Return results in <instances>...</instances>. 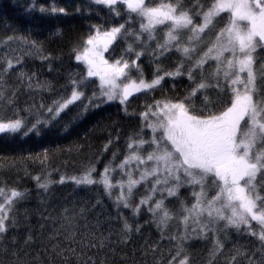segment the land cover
<instances>
[{
  "label": "trees",
  "instance_id": "1",
  "mask_svg": "<svg viewBox=\"0 0 264 264\" xmlns=\"http://www.w3.org/2000/svg\"><path fill=\"white\" fill-rule=\"evenodd\" d=\"M167 2L175 3L176 0H146L149 6ZM179 3L193 15L194 25H200L203 23L202 16L195 15V12L206 11L212 0H179ZM197 4L202 7H197ZM53 7L65 8L68 14H52L50 10ZM116 7L119 9L118 16L92 0H0V58L15 55L23 61L2 74L0 88L4 99L0 100V120L5 122L16 118L29 124L37 118L43 120L51 115L46 111L47 107L71 96V79L86 75V66L76 62L74 57L77 51H82L88 36L94 34V26L110 30L123 23L126 32L132 33L129 35L122 31L111 44L105 58L109 62L121 57L130 64L135 61L134 66L139 71V74L132 73L135 79L142 76L146 82H150L157 75V67L160 69L159 74H164L175 72L183 64L182 75L162 81L155 89L134 94L124 105L119 101H111L100 107L89 106L85 112L83 105L88 103L87 97L100 91L99 80L88 78L83 86L84 97L69 105L58 118L44 126L40 135L0 134V188L8 196L13 189L24 193L23 197L14 198L9 216L14 219L15 226L9 229L7 238L0 241L8 249L7 255L0 254V264H53L52 254L47 247L53 242L50 238L56 233L63 242L64 236L60 234L63 231L62 225H67L72 218L77 221L81 236L85 232L94 231L97 235L110 238L114 251L109 253V264H168L176 254L178 242L171 237L184 232L183 216L187 213L183 207L191 208L195 203L193 191L199 192V185L181 187L178 197H167L165 193V205L172 219L167 228L161 231L154 222L156 218L148 211V206H141L138 214H134L131 207L117 206V196L121 191L119 187H113L109 194L102 183L77 185L70 178L82 176L90 167H95L93 176L98 181L104 167L110 165V168L116 169L108 173L111 182L115 185L117 181L123 180V190L126 192L127 176L116 166L131 152L146 156L152 150L148 144L139 150L135 145L133 149L128 147L135 139H152L153 132L146 125L154 117L151 113L147 120L141 116L149 106H155L157 101L184 100L202 79L211 84H215L217 79L220 81V88L208 87L202 90L213 101V112L219 113L229 104L233 93L228 87L230 81L223 77V68L217 77V66L212 62L206 63L202 69L193 73L192 80L188 78L187 70L213 46L220 29L229 24L230 13H222L213 18L206 32L191 46L195 51L189 53L192 59L188 60L182 52L185 45L182 40L179 42L181 51L173 47L157 58L154 53L158 51L157 44H163L165 28L152 29L154 39L148 40V33H141L140 29L141 22L146 23V20L142 21L141 17L129 13L124 4ZM41 8L47 11L41 12ZM238 23L244 26L243 22ZM135 34H139L141 39L137 40ZM10 36L17 39L8 41ZM33 40L36 41V48L40 49L39 53L35 49L24 53L23 49L28 47L25 41ZM129 45H132L133 52L127 51ZM13 49L16 50L14 53ZM137 52L142 53L138 60ZM240 55L237 52V56ZM253 56V68L258 74L256 83L259 87V69L264 65V48H258ZM5 66L0 62V68ZM21 72L25 74L23 77ZM29 76L32 77L31 88L28 87ZM37 83L40 87L36 86ZM257 98L261 97H254ZM192 100L195 112L201 113L204 107L203 96L198 93ZM40 105H44V108ZM202 114L208 115L206 111ZM239 130L240 134L246 130L244 122ZM105 145H108L107 151H104ZM131 167L136 169V162ZM145 167L149 168L139 165L140 169ZM37 176L41 177L42 182L52 181L47 191L38 187L35 179ZM62 176L65 181L59 183ZM133 176L138 178L139 172L134 171ZM153 179L150 177L134 189L130 198L133 205L148 194ZM206 192L210 199L215 194L214 186L206 185ZM156 198H159V192ZM0 203H5L4 196H0ZM200 219L206 221L207 213L202 214ZM125 220L133 228L127 244L123 243ZM250 223L258 232L259 225L255 221ZM225 224V221H219L206 236L190 234L181 255L173 264H179V260L185 256L188 257V264H246L245 252L248 255L255 254L259 260L261 254L257 249L261 242L258 237L250 235L244 225L237 230ZM193 226V218L190 217L188 228ZM136 228L140 230L137 232ZM217 241L222 248L216 251V255H212ZM153 248L156 250L153 251ZM54 264H60L59 258L55 259Z\"/></svg>",
  "mask_w": 264,
  "mask_h": 264
},
{
  "label": "snow or ice",
  "instance_id": "2",
  "mask_svg": "<svg viewBox=\"0 0 264 264\" xmlns=\"http://www.w3.org/2000/svg\"><path fill=\"white\" fill-rule=\"evenodd\" d=\"M97 5H103L110 11L119 15L118 4H124L129 13L146 20L147 23L141 22V33H148V40L154 39L152 29L157 25H164L171 22L166 33L167 39L163 44H157V55L164 54L165 50H171L173 46L181 51L179 41L181 39L180 29H189L192 36L188 37L189 42L193 39L199 40L200 33L213 23L214 17H219L221 13H230L229 24L221 28L216 35V42L213 47L195 61L187 70L188 78L194 79L193 73L197 69H202L207 62L209 53H214L212 59L217 64L216 76L219 77L220 61L224 58L228 71L223 72L225 80L230 81L228 87L233 95L229 99V104L219 113L211 110L213 101L206 92H202L208 87L220 88L221 84L217 79L215 84L205 82L203 79L196 83L189 93V96L178 102L157 101L155 106H149L148 110L141 113L142 118L148 119L149 113L155 117V122H149L146 126L153 132L151 140L142 138L135 139L129 143V149L134 145L137 150L143 148L145 144L152 147L146 156L139 155L138 152H131L116 166L127 176L126 187L123 189L125 182L117 181L114 185L108 173L116 171L106 165L102 175L97 181L93 174L95 167H90L82 176L71 177V181L77 185H91L93 183H102L105 190L111 194L113 187L121 189L117 196V206L123 208H133L134 214H138L141 206H148V211L156 218L154 222L157 227L163 231L167 228L168 222L172 215L165 205L167 197H178L179 189L187 185H199V192L193 191L195 203L191 208L183 207L187 214L183 216L185 225L184 232L180 235H174L172 240L177 241V251L172 256L168 264H173L177 257L183 251V245L189 239L190 234L206 236L207 233L215 227L219 221H225V226L235 227L237 230L241 225L246 226L248 233L257 236L261 242L259 249L260 259L255 258V254H243L246 264H264V65L259 69L261 84L257 86V72L254 71L253 65L255 59L253 53L258 48H264V0H212L210 7L206 11L195 12V15L202 16L203 23L194 25L193 15L189 10L183 9L179 0L175 3H161L157 6H149L146 0H92ZM197 7H202L197 4ZM41 12L47 11L44 8ZM52 14L67 15L65 8H55L51 10ZM238 21H246L247 25L241 27ZM189 26H192L189 28ZM94 34H90L84 42L82 51H77L75 61L82 62L86 66V75L79 78H72L73 85L71 96L63 100H57L53 106L47 107L46 111L51 115L43 120L37 118L33 123H27L21 118L11 119L8 121L0 120V134L3 133H21L24 136L33 134L40 135L44 126H47L52 120H55L60 114L68 108L69 105L79 101L84 97L83 86L88 78L97 77L99 79V93H93L87 97L88 103L83 105L84 111H88L89 106L100 107L106 102L118 100L124 105L129 97L141 91L155 89L160 86L165 76L175 77L182 75L181 64L175 72H166L159 74L160 69L157 67V75L150 82H146L142 76L138 79H132L129 72L131 64L128 60L121 57L114 63H109L104 58L103 53L107 52L109 46L117 39L122 31L126 32L125 24L114 26L110 30L94 26ZM132 35V33H127ZM136 39L140 40L141 36L135 34ZM17 39V37H8V41ZM28 47L23 49L24 53L31 52L33 49L39 53L40 49L36 48V41H25ZM13 53L16 51L12 50ZM128 52H133L132 45L128 46ZM194 47H184L182 52L186 59L191 60L190 52H194ZM230 52L232 58H225L224 54ZM239 52L240 56H237ZM141 52L136 53L138 60ZM48 59V57H44ZM238 65V72L233 73L231 69ZM0 62L6 66L0 68V84L3 82V73L21 64L23 61L20 56L10 55L6 58H0ZM247 73L246 79H242L239 73ZM23 77L25 74L20 73ZM123 78V79H121ZM28 87L31 88L32 77H27ZM242 85V90L235 85ZM40 87L39 83L36 85ZM200 93L203 96V110L196 113L193 109L192 97H197ZM14 95V94H13ZM259 96L261 98L254 99ZM4 99V93L0 88V100ZM44 108V105H40ZM206 111L207 116L202 113ZM245 117L248 120L245 121ZM244 121L243 137L237 138V131ZM23 131L21 132V130ZM157 132L161 134L156 135ZM111 141H109V144ZM254 149H256L254 151ZM108 150L105 145L104 151ZM115 158V153H113ZM153 162V166L140 169L139 165H145L147 162ZM136 162L137 168L133 169L131 165ZM138 171L139 176L135 178L133 172ZM164 173V175H159ZM154 178L151 183L148 194L143 196L135 205L131 203V197L134 189L142 183ZM38 187L47 191L52 181H41V177H35ZM65 177H61L59 183H64ZM172 181L173 183H170ZM163 185V187H160ZM206 185L214 186L215 194L207 198ZM159 192V198L156 193ZM167 194V197L165 196ZM0 196H4L5 203H0V241L5 240L6 234L11 227L15 226V221L9 216L12 211L14 198L23 197L24 193L12 190L10 196L5 194L3 188H0ZM206 201V207L204 206ZM219 205V206H217ZM207 213L208 219L202 221L201 215ZM230 213V214H226ZM215 213V215H213ZM157 214L159 216L157 217ZM193 218L194 226L188 228L189 218ZM251 221L259 225L257 232L252 228ZM123 243L127 244L130 234L133 231L132 226L125 220L124 222ZM64 241L58 239L56 233L50 238L53 242L48 247L52 254L53 264L56 258H59L60 264H109V253L113 252L112 242L109 237L97 235L96 232H85L81 236V230L77 221L72 218L68 220L67 225H62ZM136 228L135 231H139ZM80 237V238H78ZM31 239V237H29ZM222 245L217 241L216 251L221 249ZM153 251L156 249L153 248ZM0 254L7 255V247L0 244ZM15 255V253H12ZM236 257H233V261ZM179 264H188V257L185 256L179 260Z\"/></svg>",
  "mask_w": 264,
  "mask_h": 264
},
{
  "label": "rangeland",
  "instance_id": "3",
  "mask_svg": "<svg viewBox=\"0 0 264 264\" xmlns=\"http://www.w3.org/2000/svg\"><path fill=\"white\" fill-rule=\"evenodd\" d=\"M222 14V13H221ZM238 22H243V24H244V26H246L247 25V22L246 21H238ZM146 23H147V21H146ZM170 25H171V22H166L164 25H157L156 27H164L165 28V34H164V40H163V43H164V41L167 39V36H166V33H167V31H168V29H169V27H170ZM244 26H241V27H244ZM192 26H189V28H191ZM180 32H181V39H180V41L179 42H181V40H182V42H183V44H185L184 45V47H191L192 45H193V43H195L197 40H195V39H193L192 41H191V43L189 42V40H188V37L189 36H192L193 34H192V32L191 31H189V29H180L179 30ZM204 32H206V29H205V31ZM200 35V38L202 37V35H203V33H200L199 34ZM216 42V41H215ZM215 42H213L214 44H215ZM180 44V43H179ZM213 44V45H214ZM111 46V45H110ZM110 46H109V48H110ZM173 47H175V46H173ZM172 47V48H173ZM213 47V46H212ZM176 48V47H175ZM166 51H169V50H166ZM105 54H106V52H104L103 53V56H104V58H105ZM214 55V53H209V55H208V59H207V62L206 63H209V62H212V63H214L216 66H217V64H218V62L215 60V59H212V56ZM232 54L230 53V52H226L225 54H224V57L225 58H230V56H231ZM106 59V58H105ZM115 62V61H114ZM114 62H109V63H114ZM206 63L204 64V65H206ZM220 63V70L223 68L224 69V71H227V67H226V63L224 62V58H222V60L219 62ZM234 63V65H235V61L233 62ZM128 72H129V74H130V76L132 77V79H135L134 77H133V72H135V73H137V74H139V71H138V68L136 67V66H133V67H130V69H128L127 70ZM233 73H236V72H238V68H237V65H235L234 66V68H233V71H232ZM246 73V72H245ZM243 74V73H239V75L242 77V79H246V76H247V73L246 74ZM244 75H245V78H244ZM175 77H178V76H175ZM175 77H170V76H165V79L164 80H166V79H169V78H175ZM92 78H94V79H97V80H99L97 77H92ZM121 79H123V78H121ZM163 80V81H164ZM235 87L236 88H238V89H240V90H242V85H239V84H237V85H235ZM136 94V93H135ZM133 96V95H132ZM131 97V96H130ZM129 97V98H130ZM114 101H118V100H114ZM155 117L153 118V120L151 121V122H155ZM245 120H248V117H245ZM244 121H242L241 123H243ZM157 133H160V132H157ZM161 134V133H160ZM243 137V133L242 134H240V130L238 129V131H237V138L238 139H240V138H242ZM144 166H149V169L153 166V162H151V161H149V162H147ZM217 206H219V205H217ZM213 214H215V213H213ZM226 214H230V213H227L226 212ZM249 220L251 221V219H250V217H249Z\"/></svg>",
  "mask_w": 264,
  "mask_h": 264
}]
</instances>
